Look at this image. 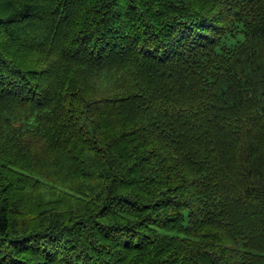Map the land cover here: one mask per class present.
<instances>
[{"label":"trees","instance_id":"trees-1","mask_svg":"<svg viewBox=\"0 0 264 264\" xmlns=\"http://www.w3.org/2000/svg\"><path fill=\"white\" fill-rule=\"evenodd\" d=\"M0 264H264V0H0Z\"/></svg>","mask_w":264,"mask_h":264}]
</instances>
